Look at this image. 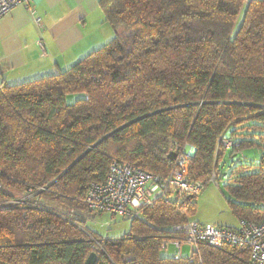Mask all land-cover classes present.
Listing matches in <instances>:
<instances>
[{
  "label": "trees",
  "instance_id": "trees-1",
  "mask_svg": "<svg viewBox=\"0 0 264 264\" xmlns=\"http://www.w3.org/2000/svg\"><path fill=\"white\" fill-rule=\"evenodd\" d=\"M98 3L111 40L55 74L0 83V264H84L91 252L94 264H248L231 245L167 255L195 196L140 207L119 238L87 230L83 214L107 213L86 196L113 160L165 177L168 152L189 146L190 180H224L238 220H264V0ZM228 150L261 162L224 169Z\"/></svg>",
  "mask_w": 264,
  "mask_h": 264
},
{
  "label": "crops",
  "instance_id": "crops-1",
  "mask_svg": "<svg viewBox=\"0 0 264 264\" xmlns=\"http://www.w3.org/2000/svg\"><path fill=\"white\" fill-rule=\"evenodd\" d=\"M114 36L98 0H28L0 18V83L55 74Z\"/></svg>",
  "mask_w": 264,
  "mask_h": 264
},
{
  "label": "built area",
  "instance_id": "built-area-1",
  "mask_svg": "<svg viewBox=\"0 0 264 264\" xmlns=\"http://www.w3.org/2000/svg\"><path fill=\"white\" fill-rule=\"evenodd\" d=\"M27 2L28 0H0V18L15 6ZM35 23L39 24V18L35 17ZM38 45L42 48L40 42ZM218 141L219 145L226 149L235 145L233 139L228 137ZM190 150L189 146L181 149L174 160L173 168L165 177L113 160L106 181L99 185L93 184L89 188L86 196L88 208L112 215H128L142 206L151 204L157 198H172L182 203L186 197L198 195L203 185L188 178L192 155ZM174 230L180 232L183 237L171 240L163 244V247L167 249L168 245H172L175 258L182 256L183 246H187L189 257L192 258L198 254L200 244L214 248L231 245L247 253L248 264H264V220L254 222L240 219L236 227H227L191 219L175 226Z\"/></svg>",
  "mask_w": 264,
  "mask_h": 264
},
{
  "label": "rangeland",
  "instance_id": "rangeland-1",
  "mask_svg": "<svg viewBox=\"0 0 264 264\" xmlns=\"http://www.w3.org/2000/svg\"><path fill=\"white\" fill-rule=\"evenodd\" d=\"M242 16L243 14L239 16V19L236 22V28H238V26L241 24ZM78 97L80 96L75 94L66 95L65 102L67 104H72ZM221 147L224 148L222 145ZM250 160L253 164L258 165L261 162L260 151H237L233 156L230 157L228 150L227 155L225 156L223 161V166L224 169L226 168L228 170L227 167L231 164L250 163L248 162ZM228 198L231 199L229 192L224 187V180L219 179L217 182H209L204 187V189H202V191L194 197V200L196 201V208L195 212L191 215V218L196 219L202 223H210L215 226L236 227L238 225V218L231 211L227 201ZM83 216L85 219V227L87 228V230L103 238L122 237L123 235L128 233L129 224L131 223V220L133 218V216L130 215L111 216L108 213L93 215H88L86 213L83 214ZM169 248L168 254L165 251H163V254L165 253L171 256L173 252ZM182 257H189L187 246L182 247Z\"/></svg>",
  "mask_w": 264,
  "mask_h": 264
},
{
  "label": "water",
  "instance_id": "water-1",
  "mask_svg": "<svg viewBox=\"0 0 264 264\" xmlns=\"http://www.w3.org/2000/svg\"><path fill=\"white\" fill-rule=\"evenodd\" d=\"M167 157L169 160L174 161L175 157H176V152L173 150H170L167 154ZM96 260V253L95 252H91L88 257L86 258L84 264H94Z\"/></svg>",
  "mask_w": 264,
  "mask_h": 264
}]
</instances>
